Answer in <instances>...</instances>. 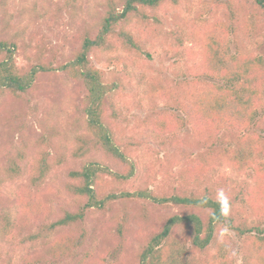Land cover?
<instances>
[{
    "label": "trees",
    "instance_id": "16d2710c",
    "mask_svg": "<svg viewBox=\"0 0 264 264\" xmlns=\"http://www.w3.org/2000/svg\"><path fill=\"white\" fill-rule=\"evenodd\" d=\"M79 1L70 0L72 4ZM180 1L104 0V14L92 21L74 55L57 66L21 68L16 59L17 42L0 38V101L5 97L23 99V95L34 88L42 71L67 74L85 91L74 146H70L64 127L46 118L45 128H52L55 133L44 136L42 143L33 146L32 158L25 142L8 155L6 162L0 163V183L28 176V182L19 186L14 194V210L8 207L3 212L7 227L16 223V216V220L34 228L24 240L41 250L24 256L22 264H185L188 250L206 249L214 239L216 228L222 225L248 234L242 264H264V227L256 223L243 222L238 226L233 223L232 211L238 196L232 200L221 196L212 183V176L205 172L208 161L204 157L188 164L181 172L182 179L203 186L199 191L176 187L158 194L143 187L135 192H105L107 183L130 180L136 173L137 163L132 160L130 149L123 148L116 139V124L110 117V112L115 110L117 88L122 87V82L118 78H107L93 62V55L113 45H110L113 34L122 37L125 49H136L137 40L129 25L148 20L153 16L150 11H157L166 3L177 5ZM213 1L219 6L215 12L220 10L221 14L217 16L214 12V20L199 23L193 29L200 44L198 79L204 82L186 92L184 105L193 130L205 140L212 153V146L225 143L239 146L232 153L222 154L224 162L239 174L254 169L253 181L245 182L247 187L241 194L247 191L245 202L255 214L261 215L264 214V167L255 166L253 154L259 149L258 143L248 132L264 107V54L248 50L232 53L229 45L241 26L239 7L247 10L253 7L255 13L264 18V0ZM171 129L169 122L154 128L160 135ZM86 155L87 159L80 166L71 158ZM63 167L68 169L64 188L81 204L74 210L61 206L59 217L52 220L57 190L49 178ZM108 175L111 180L105 179ZM119 198L135 199L144 208L151 203L164 208L165 213L158 214L157 220L149 223L144 219L150 217V211H146L145 217L140 216L138 226L131 229L135 218L131 219L133 213L129 206L121 208L115 204L109 226L116 227L117 232L110 230V237L116 236L117 245L124 249L128 241L126 231L131 229L138 240L131 256L121 254L115 261L108 248L99 246L96 240L90 244L91 234L85 218L88 210L105 209L107 203ZM171 206L178 209L167 211Z\"/></svg>",
    "mask_w": 264,
    "mask_h": 264
},
{
    "label": "rangeland",
    "instance_id": "374dc122",
    "mask_svg": "<svg viewBox=\"0 0 264 264\" xmlns=\"http://www.w3.org/2000/svg\"><path fill=\"white\" fill-rule=\"evenodd\" d=\"M218 8L213 0H181L177 5L166 3L157 11H150L153 16L148 20L129 25L128 29L137 40L136 49H125L122 37L113 34L110 38V45H113L106 51L94 53L93 62L105 76L122 82V87L117 88L115 110L109 112L116 124V139L123 148L130 149L131 158L137 163L136 173L130 180L120 184L107 183L105 192H135L143 187L158 194L176 187L189 192L199 191L203 186L182 179L181 172L188 164L204 157L208 161L205 172L212 176V183L221 196L227 200L238 196L232 211L233 223L237 226L243 222L256 223L264 227V214H255L245 202L247 191L241 194L253 181L254 169L239 174L224 162L222 154L232 153L239 146H227V143L212 146V153L205 140L193 130L184 105L186 92L204 82V79H198L200 44L193 29L199 23L214 20ZM104 10V0H80L77 4L70 0H0V38L17 42L16 59L21 68L57 66L74 55L85 31L90 29L92 21L104 14ZM239 11L241 26L231 37L230 52L248 50L264 54V18L255 13L253 7L247 10L241 6ZM215 13L219 16L221 11ZM84 97L85 91L67 74L42 71L34 88L24 94L23 99L3 98L0 101V163L6 162L8 155L25 142L30 148L29 158H32L33 146L42 143L44 136L55 133L52 128H45L46 118L63 126L70 146H74ZM166 122L172 124L169 132L160 135L154 130L158 124ZM248 133L258 143L259 149L253 154L255 166L262 164L264 167V107ZM71 158L76 166H80L87 155ZM67 172L68 169L63 167L49 178L57 190L52 220L59 217L61 206L74 210L81 204L64 188ZM105 179L111 180V176ZM27 182L26 175L0 183V264H22L24 256L41 250L24 240L34 229L31 225L16 220L14 213L16 223L7 227L3 217L6 208L14 210V194ZM128 200L119 198L107 203L105 209H90L85 218L91 234L90 244L96 240L99 246L108 248L115 261L121 254L131 256L137 249L138 240L130 231L138 226L140 216L145 217L146 211H150V217L143 218L151 223L157 220L158 214L165 213L164 208L154 204L147 203L144 208L137 200ZM115 204L121 208L128 205L133 213L131 219L135 218L131 229L126 231L125 249L117 245L116 236L110 237L108 233L110 230L117 232L116 227L109 226ZM176 209L171 206L166 210ZM247 244L248 234H241L235 227L218 226L206 249L188 250L185 264H242Z\"/></svg>",
    "mask_w": 264,
    "mask_h": 264
}]
</instances>
